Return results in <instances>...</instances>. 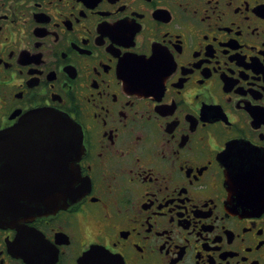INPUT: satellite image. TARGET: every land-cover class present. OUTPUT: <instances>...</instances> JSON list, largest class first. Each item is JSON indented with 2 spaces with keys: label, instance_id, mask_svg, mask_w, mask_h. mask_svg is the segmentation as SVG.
Wrapping results in <instances>:
<instances>
[{
  "label": "flooded vegetation",
  "instance_id": "af4514ba",
  "mask_svg": "<svg viewBox=\"0 0 264 264\" xmlns=\"http://www.w3.org/2000/svg\"><path fill=\"white\" fill-rule=\"evenodd\" d=\"M38 109L83 193L0 223V264H264V204L229 199L264 177V0H0V131ZM45 141L0 140L14 186L61 181Z\"/></svg>",
  "mask_w": 264,
  "mask_h": 264
},
{
  "label": "water",
  "instance_id": "95a60500",
  "mask_svg": "<svg viewBox=\"0 0 264 264\" xmlns=\"http://www.w3.org/2000/svg\"><path fill=\"white\" fill-rule=\"evenodd\" d=\"M32 130L35 134H32ZM38 139L46 138L48 154L52 155L57 167L59 158L60 179H52L55 175L51 170L50 184H31L24 187L14 186L13 169L10 164H5L0 168V223L13 225L17 219L25 215L46 214V212L65 207L78 200L83 193L82 180L79 177L76 161L79 159L82 150L80 130L67 114H62L55 110L38 109L26 114L21 120L10 129L0 131V140L7 141L4 147L10 153V140L16 138ZM4 153V152H3ZM253 190L250 195L230 196V202L237 200L239 206L244 210L247 207L264 204V177L254 179ZM237 183H235L236 185ZM45 187L46 198L35 200H18V196H29L34 193L35 188ZM242 199L251 201L250 203ZM255 201V202H253Z\"/></svg>",
  "mask_w": 264,
  "mask_h": 264
}]
</instances>
